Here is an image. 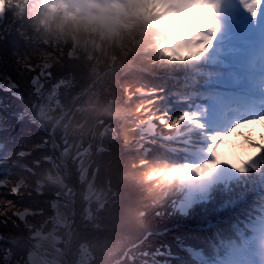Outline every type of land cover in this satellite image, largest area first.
<instances>
[{
    "label": "rangeland",
    "instance_id": "obj_1",
    "mask_svg": "<svg viewBox=\"0 0 264 264\" xmlns=\"http://www.w3.org/2000/svg\"><path fill=\"white\" fill-rule=\"evenodd\" d=\"M17 2H21L23 5L20 7V5H18L19 3H15L17 7H20L18 13L16 12L15 15H22L25 6L29 3L33 7H41L39 10L40 14H46V11H49L47 12L48 17H43L40 21L37 12H31L30 14L25 15V18H29L33 21H28L25 24L23 20L20 23L21 28L17 29L16 32L22 36L24 35V39L23 41L19 40V42L16 40L18 37H16L12 42V44L14 43L17 46V49H14V54L18 56V61L16 64L9 62L11 68L10 73L17 75V79L20 80L12 79V81L15 82V91L13 90L11 94L21 100L23 104H28V97L31 99L29 106L27 105L28 107L26 106L20 114L24 116L28 115L30 112L32 120L28 121H35L41 125L45 124L47 127V137L37 143L29 141L27 146L18 147L13 153L5 158L0 157V264H28L27 255L34 251L37 252L38 249L41 250L39 247V240L33 235V232L36 229L45 230L44 232L53 230L55 234L59 235L61 238L59 245L63 250V253H65L63 254L64 259L61 260L60 264H80L78 251L83 242L89 246L92 255L94 256L88 264H116L125 257L129 258L130 255L132 256V251L140 244V241L132 242L129 235L124 239L121 238L122 236L120 238H111L108 236L107 239L99 236V231L104 230L105 226L104 217L101 216V210L108 206V204L110 207L113 202H116V179H114L112 175L114 171L104 169L100 173V165L107 154L108 158H110L107 165L111 164L114 160L116 164V156L111 154L116 153V144L110 149H107L106 145L103 143L105 138L103 141L101 139V131L114 127L111 125V120H108V123L104 124L105 121H103V118L110 116L113 111L112 105L114 106L115 101L113 100L114 97L110 96L107 104L100 109L98 102L100 101L98 97L99 89L101 92L102 88L108 87L107 85H104V82L111 81L114 83V81H116V75H112L113 72L116 73V69L127 67L129 65L132 66V58L129 59V55H127L130 52L132 54L137 51L143 52L152 60L148 62L149 64H159L161 69L169 66L184 67L186 64H189L185 70L186 72H184L186 74H183L182 76H178V74L177 76L170 75V77L179 85H188L195 91L197 90L195 84H198L195 78L197 77V74H199V70L197 69L202 67L201 65H213L218 62L213 59L209 52H203L196 58L188 56L178 59L168 55L169 52L165 51V48L169 49V43L182 41V38L177 35L164 34V31H161L162 27L169 26V22L165 18L166 16L168 17V15L161 14V5H156L152 0H145V6L148 10L144 14L136 11L132 5L123 4L121 7L120 4H118L116 9L113 8V11L110 10V12L107 13L105 17L107 20L106 23H104L103 19L90 21L87 20L85 16L79 15L78 10L75 9V2L72 0L71 3H67V0H17ZM59 14L62 16L60 18L58 30L56 33H51L55 31H52L49 23L54 17H58ZM2 17L3 16H0V19H2ZM29 23H31V25L27 26ZM24 24L25 27H23ZM41 24L44 25L42 29H40ZM11 26L13 28L14 23H12ZM65 26L67 29H75L76 36H74L72 32L69 34L68 31H66ZM220 26L226 27L225 22ZM4 32L6 33L7 31ZM51 39L53 41L50 42ZM141 41L142 45L139 46ZM76 42H78L79 47L78 55L80 52H84V56L91 60L90 64L92 66L94 65V71L97 72L96 75L99 73H101L100 75L103 73L111 74V80L105 78L103 83H100L93 91L84 97V99L77 101V99L84 94H79L71 99L68 91L63 93V91L59 89L60 86L56 87V83H53L50 80L52 74L49 68V72L44 71L42 74L40 73L44 86L39 92H37L35 87L31 86L33 85L31 80L28 83L27 77L23 76L25 75L24 65L30 64L36 66V64L41 65V63H44L45 65L47 64L46 66H49V64L58 61V58L60 57L56 56L58 49L67 47L69 43L67 57H77L78 55L72 56L71 53L76 46ZM232 43L233 41L231 40L223 45L225 53L229 52L230 48L234 47V44ZM116 44L122 48L123 58L125 57V59L119 63L116 62L118 60V58H116ZM91 50L93 53L92 55L90 53ZM59 52L61 53V51ZM98 52L101 57L98 56ZM62 54L63 52L60 55L62 56ZM105 55L109 57V65L103 70L99 68L97 69V65L101 63L102 57ZM130 57H133V55H130ZM8 60L12 61L11 59ZM179 62H182V64H179ZM69 65L72 66L71 69H76L75 63ZM63 70L66 69L63 67ZM39 71L41 72L40 69ZM156 73L163 74L162 72ZM8 76L9 74L6 76L5 74L0 73V80H2L3 77L7 78ZM62 77L68 79V82L64 83V86H69L68 84L72 83L71 73ZM158 77L160 76L158 75ZM170 77L166 76V78ZM26 81L28 85H26ZM189 81H192L193 86L188 83ZM16 85H19V87L17 88ZM129 88L130 86L127 85L124 89V100L132 99V95L143 97H153L154 95H157V98L161 97L159 94H151L154 92L140 89L132 94ZM191 88H189L190 91ZM22 92H24V94ZM168 92L167 97L175 92H178L181 96L188 94L174 89L168 90ZM201 92L207 93V90H201ZM66 95L67 97H64ZM141 100L142 99L140 98L137 101L140 102ZM58 103L60 104L59 112L61 111V115L48 125L46 118L49 117V114H46L45 116L44 114L47 113V111H50V106H57ZM144 106L145 105L139 103L137 105V110L140 112L145 108ZM123 107L128 112V109L124 105ZM86 108H93L91 116L93 128L90 138H88V143L83 152L78 151L77 155L80 154V156L77 159H75V156L66 157L63 155L61 149L63 146V138L61 133L60 135L57 134L56 127L61 125L62 116L68 115L67 120H69L71 116H73L72 113H75V109L82 111ZM210 108L223 115L224 119L226 118V120L233 121L234 124H236V126H234L238 129L247 126L250 122L254 123L256 119H264L263 116L259 115L256 117L250 116L249 119L237 117V115L239 116L240 114L236 113L233 104L218 101L212 102V100L203 101L202 108L199 105H196V109L192 114L187 113L181 118H172L170 115L167 117L166 110L162 115H158L155 113V110H149L147 106L144 113L142 112L145 114V117L141 119L142 121L139 122V119L135 118L134 115L127 114V116L139 122L138 126H140V130L145 129L152 132L154 130H159L160 127L168 129V127L173 126V128L170 129L171 131L166 132L171 135H168L165 138L157 137L159 142L178 143L180 141L178 135L190 132V135H193L192 139L197 140V147L204 151L217 145L222 153L225 154L231 150H234L239 154L244 152L245 149H250L252 152H258L264 156V137L261 140H253L249 134L242 131L238 133L234 140H230L227 139L228 133L224 128L219 127L218 129H215L213 126L208 125L207 120L205 119L202 120V123L196 125L189 124L191 119L197 117L200 109L209 110ZM31 109L33 111H31ZM168 118H172L173 122ZM150 123H153L154 129L148 128ZM95 132L96 136L94 137ZM195 136L196 138H194ZM60 138L62 141H60ZM44 147L47 148L40 151V148ZM94 149H96L97 152L105 151L106 149L108 151H106L102 155V158L98 160L94 157L92 152ZM82 154L88 157L83 166L79 168L78 161L83 156ZM40 160L49 162L51 166L50 169H46L44 164L40 163ZM2 163L5 166H2ZM14 165H18L20 170H16L14 167L10 168V166ZM36 169L41 175H37V172L34 171ZM189 169L190 167H184L179 171H171L169 174L163 173L162 170L161 173L155 171L150 172L145 177V181L156 182L163 180V183L159 186L163 198L169 196L171 192L170 187L174 186L178 196L170 198L169 209L171 208L178 211L180 201L185 198L191 186L189 180L184 176ZM42 170H44V177H41L43 175V172L41 173ZM57 171L61 173L64 183L67 186V190H65L68 192L67 196H64V199L58 196L55 191L52 196L48 195L49 198L43 197L44 188L47 185L44 184V181L46 179L49 180L51 178L49 177L51 176L50 174H55ZM231 174L233 173L231 172L229 177L222 179L215 176L213 173L208 185H205L203 190H198L195 202L199 203L206 200L212 191V184L218 179L224 180V182H233L230 178L232 176ZM254 175L255 179L251 178L253 184L250 186L253 195L252 197L256 198L255 200H257V198L264 200V195L261 193L262 191L257 190L264 184V180L261 178V175H264V166H261L259 170L254 166H247L242 174L244 178H249L251 176L254 177ZM26 176L27 179L25 178ZM84 176H87V178L85 179ZM134 177L138 178L139 176L134 172H130L126 184L129 186H136ZM164 180L166 182H164ZM155 185H157V183H155ZM9 195L15 199L23 198L29 200L36 195L38 198L31 203H27L24 207H15L12 204L13 202H11ZM111 197H115V199L112 200L110 199ZM253 198H250V200L244 198L242 200L236 199L234 201L224 202L221 205L222 213L224 212V215L229 217L247 205L253 206ZM259 199L257 200L258 205H263L262 201ZM56 201H63L64 203L70 201L72 203V211L67 220L68 224L66 227L54 226L56 223V212L54 207ZM146 201L144 202L148 203V201ZM46 203L49 208L48 214H45L47 212L42 213V208ZM163 205L164 202L158 203V207ZM156 208L157 207H154V209ZM253 208L257 213L249 212L247 215H253L256 217V213L259 215L258 218L263 220L264 212H260L255 206H253ZM27 209L32 210L35 213L27 215L25 220H20L17 213ZM144 209L145 208H142V210ZM180 212H182L183 215L185 214V211L182 209ZM180 212L178 211L176 213ZM159 213L160 212L158 211L157 214ZM169 213L173 214L174 212L170 211ZM140 215H143V212H140ZM204 222L206 225V220ZM225 223L229 222L225 221ZM80 227L81 229H79ZM4 228H11V231ZM85 228H88L90 232H82ZM252 237V241L249 245H240L241 248H239V244L237 245L231 257L232 264L233 262L234 264H247L244 258L246 255L258 257L260 259L264 258V228L256 229V231L253 232ZM9 243L15 245L10 247ZM24 243H26V250L25 254L23 253V259V249L21 246ZM13 249L19 253L16 254L17 256L15 259H13L15 256L14 251H12ZM135 255H139V253L136 252ZM57 263L58 262H55V264ZM262 264H264V261Z\"/></svg>",
    "mask_w": 264,
    "mask_h": 264
},
{
    "label": "trees",
    "instance_id": "obj_2",
    "mask_svg": "<svg viewBox=\"0 0 264 264\" xmlns=\"http://www.w3.org/2000/svg\"><path fill=\"white\" fill-rule=\"evenodd\" d=\"M5 1L6 7L2 19H0V73L5 74L6 76L9 74L11 79L19 80L17 79V75L10 73L11 68L9 64V62L16 64L18 61V56L14 54V49H17V46L14 43L12 44V42L16 37H18L16 39L17 41H23L24 39V35H20L18 32H16V30L21 28L20 23L23 20L25 24L28 21H33L29 18H25L26 14L37 12L40 21L43 17H48V11H46V14H40L39 10L41 7H33L29 3L27 6H25L24 13L22 15H15L16 12L18 13V10L20 9L21 5H23V3L18 2L20 7H17L14 4V1L17 0ZM61 16L62 15L59 14L58 17H54V19L50 21L49 26H51L52 31H55L51 33L57 32ZM12 23H14L13 28L11 26ZM25 24L23 27H25ZM30 25L31 23L27 24V26ZM42 28L43 25L41 24L40 29ZM67 30L68 29L66 28V31ZM74 30L71 29V32L75 33L76 31ZM4 31L7 32L5 33ZM51 41L53 40L51 39L50 42ZM69 45L70 43L67 47L58 49L56 56L60 57L58 58L57 62H53L50 66V72L52 74V78L50 80L54 83L62 76H66L68 73H71L72 83L69 86L60 85L59 89H61L63 93L68 91L70 98L73 99L77 95L87 90L101 73L96 75L97 72L94 71V65L92 66L90 64L91 60L84 56L83 51L80 52L77 57H67V48ZM141 45L142 41L139 46ZM59 51H61V53L63 52L62 56L60 55L61 53ZM127 55H129V59L132 58V66L129 65L127 67L116 69V73H112V75H116V81H114L115 84L111 81L106 83L104 82V85H107L108 87L102 88L101 92L99 89L98 97L100 101L98 102L100 109L107 104L110 96L114 97L113 100L115 103L114 106L112 105L113 111L110 116L104 117L103 121H105L104 124H106L108 123V120H111V125L116 128L117 132L116 136L112 138H105L103 142L107 149H110L114 144H116V153H111L112 155L116 156V164L114 160L111 164L107 165V162L110 161V158H108L107 154L104 161L100 165V173L104 169L114 171L112 175L113 178L116 179V202H113L110 207L108 204V206L101 210V216L104 217L105 226L104 230L99 231V236L105 239H107L108 236L111 238H120L122 236L121 238L124 239L127 235H129L132 242L140 241V244L132 251L133 253L131 252L132 256L130 255L129 258L125 257L116 264H143V259H150V253L159 247L161 249H166L168 247L174 254H177V257L171 259L178 264H191V260L196 263L188 254V252L179 245V243L192 244L194 246L200 245L206 248V250L210 249L207 246V244H209L207 233L211 234L212 237H214V234L211 230V226L204 229L203 224L205 220L213 223L216 228H222L226 233L231 234L232 232L233 234L232 228L227 227L223 223L222 219H220L222 217L221 205L224 202L234 201L235 199L241 200L244 197H250L252 195L250 186L253 180L251 178L242 177L236 182H231L228 184L226 182H222L220 185L213 187L208 199L199 203L196 202L185 215L176 213L178 212L177 210L171 208L169 209L170 198L178 196L174 186L170 187L171 192L169 196L163 198V194L159 190V186L163 183V180L148 182L145 181V177L150 172L154 171L161 173L162 170L163 173L169 174L171 171H179L183 169L184 166L181 164L183 153L181 151H171L164 148L159 143V139L155 136L156 134H166V132L171 131L170 129L173 128V126L168 127V129L160 127L159 130L156 131L155 135H152L147 140H145L144 143L149 145V152L146 155H143L140 151L130 150L125 145H123L122 137L117 131V127L120 123V120L122 119V113L119 107L124 105L128 109V114L134 115V117L138 118L139 120L145 117V114L143 113L146 109V106L149 108V110H155V113L158 115H162L166 110L167 117L170 115L172 118H179L186 110L193 109V100L186 99V97H176V93L170 94L167 97V93H169L168 90H180V87L177 86L178 84L172 80L173 78L169 76V73L176 75L180 74L181 72H185L189 64H186L184 67L169 66L163 67L161 69L159 64H149L148 62L152 60L141 51H137L134 54L130 52ZM130 55H133V57H130ZM116 58H118L116 61L117 63L125 59V57L123 58L122 55V48L117 44ZM8 59H11L12 61H9ZM74 63L76 64V69H71L72 66L69 64ZM179 64H182V62H179ZM108 65L109 57L105 55L102 57V62L97 65V69L99 68L103 70ZM63 67L66 70H63ZM38 70V67H35L33 71L23 75L27 77L28 83L31 80L32 75L38 72ZM156 72H162L163 74H158ZM158 75L160 77H158ZM166 76L170 78H166ZM105 78L107 80H111V74H104L92 87H90V89L84 95L80 96L77 101L84 99V97L93 91L100 83H103ZM163 82L168 87L159 86V84ZM26 85H28L27 81ZM127 85L130 86L129 89L132 94L140 89L148 92H154L151 94H159L161 97L157 98V95H154L153 97L132 95V99L124 100L123 93ZM13 90L14 89L11 90V93ZM11 93L0 89V113L4 114L6 117L5 128L0 129L1 158H5L6 156L10 155L20 146H27L29 141L37 143L42 141L43 138L47 137V127L45 124L41 125L35 121H28L32 120L30 112L28 115L21 116L19 119H17L18 114L27 105L29 106V102L31 101L30 97H28V104H23L21 100H19L16 96H13ZM22 93L24 94V92ZM64 97H67V95ZM172 97H175L176 101L172 100ZM140 98L142 100L138 102L137 100ZM139 103L145 105V108L140 112L137 110V105ZM31 111L33 110L31 109ZM172 118L168 119L173 122ZM54 120L55 118L46 120V122L49 125ZM64 120L65 118H63L62 121ZM56 129L57 134L60 135L62 131V124L57 126ZM85 143H87V140ZM46 148L47 147L40 148V151H43ZM107 149L101 152H97L96 149H94L92 152L94 157L100 160L102 155L108 151ZM40 163L44 164L46 169H50L51 167L47 161L40 160ZM2 166L5 165L2 163ZM12 167H14L16 170H20L18 165L10 166V168ZM44 170H42L41 173ZM34 171L37 172V175H41L37 169ZM130 172H134L137 174V176H139L138 178L134 177L136 186H129L126 184L128 180V174ZM41 177H44V172ZM25 178L27 179V176ZM164 182L166 181L164 180ZM155 183H157V185H155ZM44 184L47 185L44 188L43 197L49 198L48 195L52 196L53 193L58 190L57 184L52 181L46 179ZM9 198H11V202H13L12 204L15 207H24L27 203L35 201L38 196L36 195L34 198L29 200L23 198L15 199L10 195ZM110 199L114 200L115 197H111ZM146 200L148 203L144 202ZM163 202L164 205L158 207V203ZM47 203L44 205L45 208H42V213H49ZM154 207L157 208L154 209ZM142 208L145 209L142 210ZM245 210L250 211L251 208L246 207ZM158 211L160 212L159 214H157ZM170 211L176 214L169 213ZM140 212H143V215H140ZM239 212H237L236 215L244 213V211H241L240 213ZM4 229L11 231V228ZM79 229H81V227ZM82 232L89 233L90 230L85 228ZM9 244L10 247L15 245L12 243ZM21 247L23 249L22 254H25L26 243H24ZM12 251H14L15 256L13 259H15L17 256L16 254L19 253L14 249ZM136 252H138L139 255H135Z\"/></svg>",
    "mask_w": 264,
    "mask_h": 264
},
{
    "label": "bare ground",
    "instance_id": "obj_3",
    "mask_svg": "<svg viewBox=\"0 0 264 264\" xmlns=\"http://www.w3.org/2000/svg\"><path fill=\"white\" fill-rule=\"evenodd\" d=\"M82 2L79 4V8L82 12H87L90 21H97L103 19L104 23L107 22L104 19L105 14H103L105 8L108 5L117 6L122 5V2L128 1L132 3L134 0H78ZM92 1H94L92 3ZM161 3L162 10H169L173 6L182 7L187 15L188 23L194 30L190 28L186 29L185 35H181L182 41L179 43H171L169 45V53L174 57L181 56H193L197 55L200 50L209 52L215 61L218 62L221 59L222 53L221 45V34L219 33L220 28L216 27L218 19L221 22H225L226 28L230 30L226 36L227 38H232L234 41L233 48H230L229 52L224 55L228 57L232 65L230 66V72L234 77V85L236 88L245 87L244 91L252 93V89L260 88L264 85V0H158ZM2 7V4H0ZM169 12L173 13L172 10ZM182 20H186L182 18ZM177 22H181L179 19ZM187 21V22H188ZM192 22V23H191ZM172 33L178 34L182 33L180 29H172ZM73 55L78 53V46L72 50ZM220 53V54H219ZM93 54V53H92ZM98 56L99 52H98ZM45 66L44 64H42ZM27 68V67H26ZM211 71H217V69L212 68ZM250 76L251 79L241 80L238 77ZM67 78H62L61 82H67ZM37 87H39V79L35 78ZM2 86L10 89L13 86V81L11 78H7L2 83ZM159 86L168 87L165 83L159 84ZM235 88V89H236ZM222 88H217V91H222ZM233 93L234 88H232ZM246 92V94H248ZM264 93V90L260 89L256 91L255 94L260 96ZM245 97V100L249 102L255 97L253 94L248 95H236ZM219 98V96H218ZM239 102L241 101L238 97ZM256 98H254L255 100ZM254 104L256 102L254 101ZM248 105V104H247ZM50 111L57 113L60 110V104L57 106L49 107ZM77 113V112H76ZM89 111L84 112V116H87ZM82 111L74 114L70 118V122L66 126L65 136L68 137L71 142L68 149L65 151L66 155L72 152L76 147V142L81 138L83 133L88 128V122L86 121L83 126L75 125V121L80 117ZM262 113H253L252 115H260ZM242 115V113H241ZM197 117H201L207 120L208 125L214 128L222 127L228 133L227 139L234 140L238 133L244 131L250 135L253 140H261L264 137V119H256V121L248 123L247 126L243 128L235 127L233 121L226 120L223 115L216 112L212 108L209 110H199ZM264 118V117H263ZM235 125V126H234ZM149 129H154L153 123L149 124ZM139 127L136 124H132L130 121H125L122 125V130L127 135H133L138 133ZM84 131V132H83ZM199 156L197 161H194L190 165V169L184 175L185 178L189 180L191 184L189 191L187 192L185 198L180 201V208L183 211L188 212L193 205L196 203L195 199L199 189H204L205 185L211 181L213 173L219 178H227L230 173H237L241 168L246 167L247 163L253 159L250 152L244 150V152L236 153L231 150L228 153H222L217 145L212 146L208 150L196 151ZM258 159V158H257ZM15 166V165H14ZM249 178H254L251 176ZM224 180L218 179L212 184V189L215 186L220 185ZM64 196L66 194L64 193ZM56 217L58 222L64 223L68 220L71 211L72 203H64L63 201H56L54 204ZM28 210H22L18 212L17 215L25 219ZM34 236L39 240V247L44 249V251L61 257L62 252L61 247L57 244V238L50 233H44V231L36 230L34 231ZM85 249L82 251V255L85 258ZM29 262L31 264H48L47 261L42 259L38 252L34 251L30 253Z\"/></svg>",
    "mask_w": 264,
    "mask_h": 264
},
{
    "label": "snow or ice",
    "instance_id": "obj_4",
    "mask_svg": "<svg viewBox=\"0 0 264 264\" xmlns=\"http://www.w3.org/2000/svg\"><path fill=\"white\" fill-rule=\"evenodd\" d=\"M13 83H15V82H13ZM16 87L18 88L19 87V85H16ZM0 89H2V88H0ZM4 91H7L8 93H11V89H3ZM45 143H46V141H45Z\"/></svg>",
    "mask_w": 264,
    "mask_h": 264
},
{
    "label": "water",
    "instance_id": "obj_5",
    "mask_svg": "<svg viewBox=\"0 0 264 264\" xmlns=\"http://www.w3.org/2000/svg\"><path fill=\"white\" fill-rule=\"evenodd\" d=\"M103 74H104V73H103ZM103 74H102V75H103ZM102 75H100L98 78H100ZM95 82H96V80L94 81V83H95ZM94 83H93V84H94ZM91 86H92V85H91ZM87 90H89V89H87ZM87 90H86V91H84L83 93H81V95H82V94H84V93H86V92H87Z\"/></svg>",
    "mask_w": 264,
    "mask_h": 264
},
{
    "label": "clouds",
    "instance_id": "obj_6",
    "mask_svg": "<svg viewBox=\"0 0 264 264\" xmlns=\"http://www.w3.org/2000/svg\"><path fill=\"white\" fill-rule=\"evenodd\" d=\"M68 33L71 34V29L69 28L68 30ZM169 49L168 48H165V51H168Z\"/></svg>",
    "mask_w": 264,
    "mask_h": 264
},
{
    "label": "built area",
    "instance_id": "obj_7",
    "mask_svg": "<svg viewBox=\"0 0 264 264\" xmlns=\"http://www.w3.org/2000/svg\"><path fill=\"white\" fill-rule=\"evenodd\" d=\"M88 255H89V253H88ZM91 256V255H90Z\"/></svg>",
    "mask_w": 264,
    "mask_h": 264
}]
</instances>
